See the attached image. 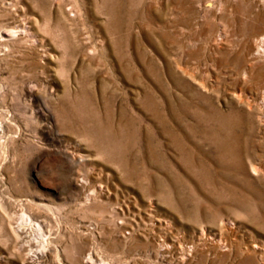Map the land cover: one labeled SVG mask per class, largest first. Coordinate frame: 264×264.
Wrapping results in <instances>:
<instances>
[{"label":"rangeland","instance_id":"374dc122","mask_svg":"<svg viewBox=\"0 0 264 264\" xmlns=\"http://www.w3.org/2000/svg\"><path fill=\"white\" fill-rule=\"evenodd\" d=\"M262 19L264 0H0V29L29 30L0 36V264L37 249L7 235L21 215L49 237L33 264H264Z\"/></svg>","mask_w":264,"mask_h":264},{"label":"bare ground","instance_id":"6f19581e","mask_svg":"<svg viewBox=\"0 0 264 264\" xmlns=\"http://www.w3.org/2000/svg\"><path fill=\"white\" fill-rule=\"evenodd\" d=\"M29 30H27L26 25H21L19 22L18 24H15L12 26V28H9L7 26H4L0 29V36L2 35V41L4 43H7L9 38H15L20 35H24V33H28ZM254 37H256L255 43H254V49L257 50V53H252V59L258 57H263L264 58V48L262 42H264V19L261 21V26L259 29V32L254 34ZM11 40V39H10ZM1 42V41H0ZM1 42V45H4V43ZM256 47V48H255ZM6 49V48H4ZM237 97H241L240 94L237 95ZM255 102V101H254ZM253 102V103H254ZM248 105H251L250 102H248ZM256 106L259 109V120L261 122H264V92H260L258 96V102H256ZM2 131L1 129V124H0V132ZM223 145V144H222ZM257 168H254L256 170ZM1 198H0V208L2 207L1 205ZM16 225H10L8 223L7 225V235L11 236L13 239L17 251L25 250L24 243H30V240H33L34 238L39 239V243L37 245L36 250L28 249L29 251L27 254H25L24 258L20 261V264H33L34 259L37 258L40 253L41 255H45L47 253V246H48V241L49 237L46 235H43L40 232V228L36 226L34 223H32L31 219L28 216L21 215L20 221L18 223H15ZM32 231V232H31ZM35 232V233H34ZM205 235L203 234V237ZM23 242V243H22ZM211 242L210 244H212ZM205 244V242L203 243ZM216 245L218 246L219 250H225L229 246V244L224 241V239H218L216 242ZM248 251V248H246ZM217 251V250H216ZM0 258H2V255H0ZM82 264H113L109 261H106L99 257L97 253L93 250H89L87 254H85L81 260Z\"/></svg>","mask_w":264,"mask_h":264}]
</instances>
